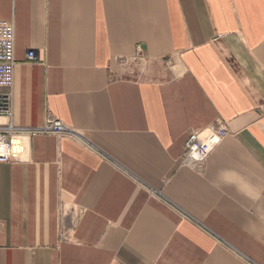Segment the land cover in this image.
<instances>
[{
	"label": "crops",
	"instance_id": "1",
	"mask_svg": "<svg viewBox=\"0 0 264 264\" xmlns=\"http://www.w3.org/2000/svg\"><path fill=\"white\" fill-rule=\"evenodd\" d=\"M0 20L25 130L0 264H264V0H0ZM48 113L71 132H27ZM218 123L204 173L181 166Z\"/></svg>",
	"mask_w": 264,
	"mask_h": 264
},
{
	"label": "built area",
	"instance_id": "2",
	"mask_svg": "<svg viewBox=\"0 0 264 264\" xmlns=\"http://www.w3.org/2000/svg\"><path fill=\"white\" fill-rule=\"evenodd\" d=\"M15 25L11 21L0 20V164H9L13 161L14 138L25 132L14 122V86H15ZM135 61L144 59L141 47L137 48ZM27 61L37 64L41 61L36 50L27 52ZM126 62L123 64L125 65ZM258 113L264 117V102L258 108ZM32 134H53L58 137L67 136L71 130L65 123L48 113L44 123L34 129H28ZM229 133L227 126L218 123L203 130H192L184 145V151L180 158V165L192 168L200 173L204 172L208 159L214 150L227 138ZM90 147V145H88Z\"/></svg>",
	"mask_w": 264,
	"mask_h": 264
},
{
	"label": "rangeland",
	"instance_id": "3",
	"mask_svg": "<svg viewBox=\"0 0 264 264\" xmlns=\"http://www.w3.org/2000/svg\"><path fill=\"white\" fill-rule=\"evenodd\" d=\"M127 61V59L126 58H118V62H119V64L121 63V64H123L124 62H126ZM259 106L260 105H257V107H256V110H258V108H259ZM228 129V128H227ZM229 131V130H228ZM229 133H230V131H229ZM23 141V139L22 140H20V138H18V137H16L15 138V140H14V152H15V148H16V146H18L17 145V142H19V145H22V142ZM182 156V155H181ZM181 158V157H180ZM189 168V167H188ZM206 168V167H205ZM190 169H192V168H190ZM192 170H194V169H192ZM194 171H196V170H194ZM198 172V171H197ZM198 173H200V172H198ZM202 173H204V172H202Z\"/></svg>",
	"mask_w": 264,
	"mask_h": 264
},
{
	"label": "bare ground",
	"instance_id": "4",
	"mask_svg": "<svg viewBox=\"0 0 264 264\" xmlns=\"http://www.w3.org/2000/svg\"><path fill=\"white\" fill-rule=\"evenodd\" d=\"M14 140H15V139H14ZM20 140H22V138H20ZM22 142H23V141H22ZM222 142H223V141H222ZM17 145L20 146V145H19V142H17ZM18 146H16V148H17ZM16 148H15V149H16ZM17 150H18V149H17ZM214 151H215V150H214Z\"/></svg>",
	"mask_w": 264,
	"mask_h": 264
}]
</instances>
